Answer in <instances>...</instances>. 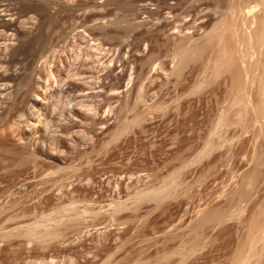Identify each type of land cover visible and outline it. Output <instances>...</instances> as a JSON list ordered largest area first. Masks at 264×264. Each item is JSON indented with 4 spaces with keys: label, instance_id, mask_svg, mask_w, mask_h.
<instances>
[{
    "label": "rangeland",
    "instance_id": "1",
    "mask_svg": "<svg viewBox=\"0 0 264 264\" xmlns=\"http://www.w3.org/2000/svg\"><path fill=\"white\" fill-rule=\"evenodd\" d=\"M262 1L0 0V264H264Z\"/></svg>",
    "mask_w": 264,
    "mask_h": 264
},
{
    "label": "bare ground",
    "instance_id": "2",
    "mask_svg": "<svg viewBox=\"0 0 264 264\" xmlns=\"http://www.w3.org/2000/svg\"><path fill=\"white\" fill-rule=\"evenodd\" d=\"M263 1H262V3H264ZM253 5H255V4H253ZM236 7H238V6L235 5L234 8H236ZM247 9L248 8H246V10L244 9L245 10V11L243 10L244 12L242 10L239 11V12H237L236 9H233L232 8L231 9V15H230V21L226 25V28L230 31L232 40H234V42H236L237 44H239L241 42H244V41H249L250 42V37L253 35V39H252L253 40V43L259 45L260 43L264 42V20L263 19L261 20V18H260L261 16L259 15V13H258V18H256L257 16L255 17V14L257 12H255L253 8H252V11L255 12V14L254 13H251V9H248V10ZM249 13L251 14L250 16H248ZM253 20H255V25H254L255 27L252 30V29L249 28L252 24L251 25H248V24L251 23V22H254ZM251 30H252V32H251ZM243 50L244 49H242L238 54H235L234 53L235 58L231 54H228V55L226 54V58H227L228 61L229 60L231 61V59H233V61L231 63H228V64L231 67L234 68L233 73H234V77L236 79V84L238 83V85H237L238 87H240V83H239V80H238V78L240 76L239 62L245 61L244 60L246 58L245 55L248 53L247 50H246V52H245V50H244V52H242ZM236 101L237 102L240 101V103H241L240 104L241 105V109L243 110L245 108V105H246L245 96L243 97V94L237 96L236 97ZM258 103L259 104L261 103L260 99H259V102ZM258 103H256V106L255 107L256 108L259 107L258 108L259 110H257L258 113H259L258 116H260L262 118V114H261V111H262L261 104L259 106ZM258 157H255V158H258ZM259 163H261V162L259 161L258 164ZM246 191H247L246 190V187L244 189V188H242V186H240V188L237 189V195L242 198V197L246 196V194H247ZM205 214H208V213H205ZM208 217H209V214H208V216L206 218H208ZM250 222L253 223V220H251ZM263 236H264V226H260L259 229H258V234L254 235V236H250L247 239L251 242V245H253L254 243H256V241H258L259 239H261Z\"/></svg>",
    "mask_w": 264,
    "mask_h": 264
}]
</instances>
